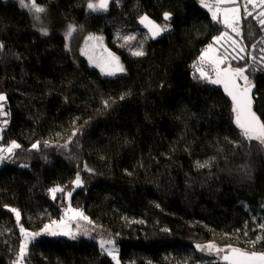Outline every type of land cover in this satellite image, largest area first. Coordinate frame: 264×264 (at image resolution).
<instances>
[{
    "label": "trees",
    "instance_id": "1",
    "mask_svg": "<svg viewBox=\"0 0 264 264\" xmlns=\"http://www.w3.org/2000/svg\"><path fill=\"white\" fill-rule=\"evenodd\" d=\"M37 2L60 29L72 24L103 35L126 73L107 77L76 60L62 32L42 35L18 2L0 0V94L10 121L3 143H20L0 166V264H13L22 238L8 208L20 209L28 229H40L63 212L49 190H72L77 174L84 186L74 203L115 236L123 264H223L229 246L264 252L254 219L264 223V147L244 139L224 88L196 70L222 24L199 0H114L101 14L88 11L89 0ZM260 10L243 19L245 59L223 68H247L253 108L264 120ZM145 15L169 30L151 38L139 23ZM139 47L145 55H132ZM210 243L222 251L196 247ZM26 262L114 264L96 238L83 236L38 238Z\"/></svg>",
    "mask_w": 264,
    "mask_h": 264
},
{
    "label": "snow or ice",
    "instance_id": "2",
    "mask_svg": "<svg viewBox=\"0 0 264 264\" xmlns=\"http://www.w3.org/2000/svg\"><path fill=\"white\" fill-rule=\"evenodd\" d=\"M112 0H98V2H90L87 7L92 11H107L109 4ZM118 3L119 0H116ZM260 11L256 14L254 19H256L261 26V29L264 30V0H258ZM199 3L211 13L212 19L214 21L222 22L227 28H230L233 33L236 34V37H241V40H237L232 36H229L227 32L222 33L219 36L214 37V43L219 44L221 41L229 43L231 52L235 53L232 57L233 59L244 60L245 56L241 55L246 52V46L242 43V31H241V6L236 4V0H215L214 4L208 3V0H199ZM19 4L22 8L28 9L34 16V18L39 21L41 14L46 13L47 9L37 3V0H30L29 3H26L25 0H19ZM223 4H232L233 7L222 8ZM248 5H252L253 9L256 8L257 0H246V3L243 4L245 10V16H252L253 12L248 10ZM221 15L223 20H220ZM163 20L168 22L171 20V13L165 12L163 14ZM139 23L144 25L148 29V32L152 38H156L169 30L170 25L164 23L163 25L156 23L151 20L147 15L141 16ZM77 30L75 25L69 24L68 31L66 35L70 38L72 33ZM40 32L42 35L47 36V28H41ZM89 40H102V37L89 36ZM135 36H126L124 37L125 42L135 40ZM264 43V38L260 41ZM4 48L3 43H0V50ZM253 50H255L256 45H252ZM70 51V49H69ZM219 50L214 48L213 44H209L202 52L199 57V62L196 67L197 72L199 73V78L211 84H222L225 92L233 102V113H234V123L236 127L240 130V134L248 142L256 141L260 146L264 147V120L257 115L253 110L254 97L252 95V88L254 85L249 80L248 75H246V67H236L232 68L231 64L227 67L221 68V65L225 64V61L229 58L228 49H225L223 56H218L216 53ZM261 53H264V48L260 49ZM88 56V59L93 63L95 67L100 68L101 72L106 76H115L117 73H122L125 71L123 65L120 63L119 57L114 53L107 51V49H101L99 56H94L89 54L88 51L84 52ZM134 56H144L145 52L142 47L137 48L132 52ZM253 63L256 62L257 57H251ZM262 63H264V55L260 57ZM207 64L212 71L215 73V78H213L208 72L204 70V65ZM7 97L3 94H0V102L6 101ZM120 99H124L123 96ZM105 107L109 106V101H103ZM4 105L0 103V115H8V113L3 112ZM4 125L6 126L7 121L5 120ZM2 130V129H0ZM75 135V133H73ZM34 149L39 148V142L33 144ZM20 148V145L15 141L11 142L10 146L5 148H0V162H2L6 157L3 153L7 152L9 155L13 153L14 149ZM204 164H198V167H205ZM91 171V169H89ZM74 184L76 187H82L83 181L79 174H77ZM53 199H56L57 192H63L64 189L60 187H55L49 190ZM72 195L71 192L67 193V196L70 198ZM15 213L16 220L19 221L21 213L15 209H10ZM87 221L89 224L92 222L87 216L84 215L83 211L79 209H73L69 207L65 210V217L60 221H52L50 224L44 226L41 231L31 232L26 230L21 226L20 232L22 233L23 240L19 245L16 259L13 261V264H25V261L28 257L29 245L36 239V237L47 234L50 236H71L72 239H76L77 233L72 232L71 224L69 221ZM55 226V227H54ZM79 230V224L77 225ZM261 230H264V223L259 225ZM167 231V229H165ZM84 235H88L87 229L83 232ZM247 234V233H245ZM262 237L257 236L256 240L251 241L252 247L255 246ZM114 240H100V248L102 252L106 253L113 260L116 261V264H120L117 252L118 250L115 247H109L114 245ZM200 251L208 250L211 252L215 250L217 253L221 252L222 249L217 247L215 244H208L206 246L196 245ZM230 251L227 255L223 256L225 261H228V264H264V252L257 251H246L240 248L229 246Z\"/></svg>",
    "mask_w": 264,
    "mask_h": 264
},
{
    "label": "rangeland",
    "instance_id": "3",
    "mask_svg": "<svg viewBox=\"0 0 264 264\" xmlns=\"http://www.w3.org/2000/svg\"><path fill=\"white\" fill-rule=\"evenodd\" d=\"M3 1H16V2L19 3V0H3ZM25 2L26 3H29L30 0H25ZM89 2H90V0H89ZM91 2H94L95 3V2H98V0H91ZM236 2L238 3L237 5H240L241 6V25L240 26H241V31L243 33V28H244L243 27V24H244L243 23V19L245 17V10L243 8V4L246 3V0H236ZM208 3L214 4L215 3V0H213V1L208 0ZM228 5H230V4H223V5H221V7L222 8H227V7H233L234 6V5H231V6H228ZM256 8H259V2H258V0H257ZM22 9L24 10L25 8H22ZM87 9H88L89 12L95 13V14H101V13L104 12V11H92L88 7H87ZM255 9H253L252 5H248V10L249 11H252L253 12V10H255ZM25 10L28 11L31 14L32 19H33V22H34L35 29H37V31L40 32V29L43 27V28H47L49 34L52 33V32H55V31L62 32L63 35H64V37H65V42H66V45H67V50L69 51V49H70L69 52L73 53L75 59L76 60H79L81 58L85 59L87 61V63H89L90 67L96 68L100 73H102L101 70H100V68L95 67L93 65V63L88 59V56L84 54L85 51H88L89 54H92L94 56H99V54L101 52V49L103 48V49H107V51L112 52L116 56H118V54H116L114 51H111V49L108 46V42L106 41V39H105V37L103 35L101 36L100 34H95V33H91L90 34L87 31H85L83 27H81V26L78 27V26L75 25L76 28H77V30L75 32H73L72 35H71V37L69 38L66 35V33L68 31V26H65L64 28L60 29L59 28L60 25L59 24L57 25V23L53 20V17H52V15H51V13L49 12L48 9H47L46 13L41 14V18H40L39 21H37L34 18L33 14L28 9H25ZM206 10L208 11V9H206ZM209 14H211V13L209 12ZM151 20H153V19H151ZM220 20L221 21L223 20V16L222 15L220 17ZM155 22L158 23L157 21H155ZM216 22H218V21H216ZM218 23L220 25L222 24V26H223V30H222V32L219 35H221L224 32H227L229 34V36H232L233 38H235L237 40H241V37H236V34L233 33L230 28H227L222 22H218ZM142 27L145 28L144 25H142ZM147 31H148V29H147ZM148 35L150 36L149 32H148ZM219 35H217V36H219ZM89 36L102 37V40H89L88 39ZM243 42H244V38H243V34H242V43ZM213 46H214V48H216V49L219 50L216 53V55L223 56L225 49H228V52H229V58L228 59H230V60H237V59H233L232 58L235 55V53H232L231 52V48L229 47V43H226L225 41H221L219 44L213 43ZM241 55H244V53H242ZM119 60H120V63L123 65L124 69H125L124 62H122V60H121L120 57H119ZM223 65H221V68H223ZM125 73H126V69H125L124 72L117 73V75H115V76L125 75ZM102 75H104V74L102 73ZM104 76H106V75H104ZM107 77H114V76H107ZM2 94L5 95L4 93H2ZM7 102H8L7 99H6V101L0 102V103H3V105H4L3 112H5V113H8V110L6 109L7 108ZM5 120L7 121L6 126L3 123ZM9 123H10V121H9V113H8V115H0V129H2V130H0V148H5L6 149L7 147L10 146L11 142L14 141V140H12L11 142H8V144L3 143V139H4V132L3 131H4V129H6V127H8ZM15 142L20 145V143H18L17 141H15ZM16 150L17 149H14L13 150V153ZM13 153L11 155H13ZM3 155L6 157V159H4L2 162H0V166H2L4 164V162L6 160H8L9 157L11 156L7 152L3 153ZM83 186H84V183H83L82 187H76L75 184H74V186L72 187V190L65 189L62 193L61 192H57L56 193V199L57 198H60V204H61V206L63 208V212H62L61 218H58V219H56L54 221L60 222L65 217V210L69 207V205L73 209H79V210L83 211L84 215L87 216V214H86L85 210L83 209V207L80 206V205H76V203H74V201H73V195H71L70 198L67 196V193L68 192H71L73 194V192L76 191V189L83 188ZM55 187L63 188L62 186H59V185H56L53 188H55ZM50 195H51V193H50ZM53 200H55V199H53ZM12 208L17 209L21 213L20 209L17 208V207L11 206L8 209H12ZM14 216H15V213H14ZM87 217L92 222L91 224H89L87 221H82V220H80V221H69V223L71 224V230H72V232L77 233L76 239H78V237H82V236L83 237H86V238H96L98 240V242H99V248H100V240L101 239H104V240H109V239L114 240L115 241V244L114 245H110L109 247H115L118 250L117 255H118V258L120 260V264H123L122 263V260L120 258L119 247H117V244H116L115 236H113L112 233L111 234L110 233H108V234L107 233H103L102 226H100V224H98L97 222H95L90 216H87ZM253 218H254V216H253ZM15 219H16V217H15ZM254 219H255V222L257 224V228L260 229L259 228V225H260L259 219L258 218H254ZM51 222L52 221H48L47 223H45V225L50 224ZM78 224H79V230L77 228V225ZM17 225H18V229L19 230H20V228L22 226L23 228H25L26 230L31 231V232L41 231L44 228V226H45L44 225L40 229H34V230L28 229L24 225V223H22V216L20 217V220L17 221ZM85 229H87L88 235H84L83 234V232H84ZM21 235H22V233H21ZM45 236L52 237V238L61 237V238H64V239L75 240V239H72L71 236H63V235H60V236H50V235H47V234H42V235L36 237V239L41 238V237H45ZM249 236H247V238ZM22 240H23V236L21 238V243H22ZM35 240H33L30 243V245L33 242H35ZM30 245H29V247H30ZM104 254H106V253H104ZM109 258H111V257L109 256ZM113 262H114V264H116V261L115 260H113ZM182 262H183V264H187L185 260L182 261ZM179 263H180V261H179ZM25 264H28V263L25 261Z\"/></svg>",
    "mask_w": 264,
    "mask_h": 264
},
{
    "label": "water",
    "instance_id": "4",
    "mask_svg": "<svg viewBox=\"0 0 264 264\" xmlns=\"http://www.w3.org/2000/svg\"><path fill=\"white\" fill-rule=\"evenodd\" d=\"M114 0H112V2H113ZM111 4V3H110ZM109 4V5H110ZM172 20H173V16H171V20L170 21H168V22H172ZM222 87H223V85L222 84H220ZM224 88V87H223ZM252 95H253V90H252ZM229 97V96H228ZM229 99L231 100V97H229ZM254 106V105H253ZM253 110H254V108H253ZM255 111V110H254ZM256 112V111H255ZM229 251H230V249H228L227 251H223L222 253H221V262L223 263V264H228V261H225L224 259H223V256L224 255H227L228 253H229Z\"/></svg>",
    "mask_w": 264,
    "mask_h": 264
},
{
    "label": "built area",
    "instance_id": "5",
    "mask_svg": "<svg viewBox=\"0 0 264 264\" xmlns=\"http://www.w3.org/2000/svg\"><path fill=\"white\" fill-rule=\"evenodd\" d=\"M204 70L208 72L212 77L215 76V73L212 71V69L207 64L204 65Z\"/></svg>",
    "mask_w": 264,
    "mask_h": 264
},
{
    "label": "crops",
    "instance_id": "6",
    "mask_svg": "<svg viewBox=\"0 0 264 264\" xmlns=\"http://www.w3.org/2000/svg\"><path fill=\"white\" fill-rule=\"evenodd\" d=\"M228 61H230V60H228Z\"/></svg>",
    "mask_w": 264,
    "mask_h": 264
}]
</instances>
